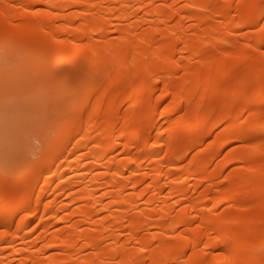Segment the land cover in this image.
<instances>
[{
	"label": "bare ground",
	"instance_id": "1",
	"mask_svg": "<svg viewBox=\"0 0 264 264\" xmlns=\"http://www.w3.org/2000/svg\"><path fill=\"white\" fill-rule=\"evenodd\" d=\"M0 103V264H264V0H0Z\"/></svg>",
	"mask_w": 264,
	"mask_h": 264
},
{
	"label": "rangeland",
	"instance_id": "2",
	"mask_svg": "<svg viewBox=\"0 0 264 264\" xmlns=\"http://www.w3.org/2000/svg\"><path fill=\"white\" fill-rule=\"evenodd\" d=\"M36 89H37V84L36 83L32 82V84H30L28 86L25 83V81H23V84L22 83H14V84H8L7 83L6 85L5 84L3 85L4 93H6V95L9 96L8 100H6V103L7 102L9 103V101L14 103L15 100H17L16 97H21L22 98V97H24V95L31 94L33 92L35 94L36 93ZM4 104L5 103H0V116H1V113L4 111V110L1 111V109L4 108ZM2 115L4 117V114H2ZM38 144H39V142L37 140L33 139V145L27 147V149H30L31 158H35L36 157V155H34V152L36 151ZM20 165H22V163H17L15 166L18 167Z\"/></svg>",
	"mask_w": 264,
	"mask_h": 264
}]
</instances>
